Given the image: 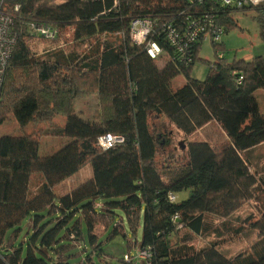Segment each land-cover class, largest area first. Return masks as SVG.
<instances>
[{
  "label": "trees",
  "instance_id": "16d2710c",
  "mask_svg": "<svg viewBox=\"0 0 264 264\" xmlns=\"http://www.w3.org/2000/svg\"><path fill=\"white\" fill-rule=\"evenodd\" d=\"M189 1L17 0L19 9L11 11L17 42L1 87L0 126L12 119L21 134L0 137V264H92V255L101 260L97 209L120 210L129 221L143 210L138 251L149 253L140 260L144 264H264V214L254 221L246 218L257 234L249 253L228 256L218 240L222 229L229 232L225 220L261 188L248 156L264 144V111L254 97L264 90V57L228 62L222 45L212 43L219 60L213 68L205 61L203 80L192 78L202 42L184 55L161 31L166 23L185 25L207 6ZM248 10L257 13L264 39V5L218 8L217 22L227 33L237 28L232 13ZM137 18L155 22L150 40L162 49L158 59L130 42L129 26ZM31 22L55 29L54 40L71 28L73 40L85 50L67 53L59 46L33 52L28 41L44 39L30 30ZM179 75L185 84L173 90L171 81ZM239 76L243 81L237 85ZM91 94L96 110L85 118L75 104ZM57 117L65 118L62 126L55 124ZM211 122L225 134L220 148L192 141L178 153L175 132L191 136ZM38 124L50 128L25 132ZM106 134L122 136L123 143L102 150L97 140ZM40 137L66 138L67 143L39 156ZM87 165L91 174L84 181L67 193L56 192ZM181 192L188 197L177 202ZM83 230L92 251L77 263V251L85 249ZM210 236L214 240L201 247L194 244ZM121 261L133 260L126 254Z\"/></svg>",
  "mask_w": 264,
  "mask_h": 264
},
{
  "label": "rangeland",
  "instance_id": "374dc122",
  "mask_svg": "<svg viewBox=\"0 0 264 264\" xmlns=\"http://www.w3.org/2000/svg\"><path fill=\"white\" fill-rule=\"evenodd\" d=\"M59 2L60 0H55ZM257 13L254 10H248L245 12L236 11L232 13V18L237 24V28H234L227 33H224L218 41V44L222 45L220 51L224 59L230 62L233 58L249 61L254 57H264V39L260 36V27L256 21ZM73 32L71 28H66L58 39L50 42L39 38H32L28 41L29 48L37 53L41 54L45 50L51 47H64L65 52L69 53L74 51L81 53L85 50V46L73 40ZM214 45L209 41H203L201 43L198 60L192 67L191 77L196 80H203L208 67L205 61L210 63V68L215 60H219L216 57ZM159 66V65H158ZM185 84V79L182 75L175 77L171 81V87L176 90ZM259 109L264 111V90H257L254 93ZM97 100L94 94L77 100L75 108L85 118H91L96 110ZM57 126H62L65 123V118L57 117L54 120ZM50 128L47 124L29 125L26 128V133L38 134L39 130H45ZM21 131L18 129L16 123L11 119L5 124L0 126V137L6 135H20ZM210 143L215 146L216 149L220 148L225 143V134L221 131L220 127L211 122L204 126L202 129L196 131L191 136L184 137L181 133L175 132L173 136L174 147L177 148L178 153L182 154L187 148L189 142L202 141ZM66 138H54V137H40L39 138V156H48L66 145ZM182 146L183 149L180 147ZM250 159V172L256 174L259 181L260 189H264V144L259 145L249 154ZM91 174L89 165L83 167L75 176L65 180L56 188L58 194H64L70 191L73 187H76ZM37 180V176L34 177ZM258 190L255 197L251 200L244 202L241 207L233 213L231 220L226 219V228L229 232H225L222 229L223 236L218 239L220 247L223 252L228 256H234L238 253H249L253 244L257 240V234L251 231L248 226L247 217L251 216L253 221L257 220L262 214H264V191ZM176 201H184L188 197V192H181L176 194ZM97 205L102 206L103 201H95ZM97 214L94 219L96 222L95 233L97 236V245H100L101 252L104 257L99 260L96 255H92V264H128L121 261L126 254L131 256V264H144L140 258H137L138 247L141 242L142 236V221L143 210L138 212L137 218H133L130 221L120 210H111L110 212L97 209ZM240 219L236 221V218ZM220 225V222H219ZM241 230L238 235H234L236 230ZM115 230L121 231L115 237L110 238ZM83 239L85 249L77 251V263L80 260H84L87 255L91 253V247L87 243L85 230ZM183 234V233H182ZM181 234V235H182ZM214 240L213 236L209 239L196 238L194 244L197 247L206 244L208 241Z\"/></svg>",
  "mask_w": 264,
  "mask_h": 264
},
{
  "label": "built area",
  "instance_id": "2783aa9c",
  "mask_svg": "<svg viewBox=\"0 0 264 264\" xmlns=\"http://www.w3.org/2000/svg\"><path fill=\"white\" fill-rule=\"evenodd\" d=\"M17 0H0V92L4 80L5 69L13 54L17 34L12 30L14 22L13 12L19 9ZM115 3L116 0H113ZM191 4L198 2L202 4L205 2L207 6L203 12L195 16L191 21H187L185 25L174 27L171 24L161 25V31L165 35L166 40L170 46L185 55L189 51L193 43L199 41H209L210 43H217L224 33V28L217 22L216 9H231L243 10L244 8H254L259 5H264V0H190ZM197 3V4H198ZM207 10V11H205ZM30 30L34 31L37 36L46 41H52L56 38V30L47 24L29 23ZM155 32V22L149 18H137L131 21L129 26V40L136 46H143L147 56L151 59H158L162 54V49L159 45L150 40L151 35ZM221 58V54L218 55ZM213 68V65H211ZM236 71L231 73L235 76ZM243 81L242 76L235 79L237 85ZM123 137L119 135L106 134L97 140V146L102 150H107L115 145L123 143ZM175 196L170 195L169 199L173 201ZM176 216L172 221L176 220ZM137 258L141 260L148 259L149 253L146 250L138 251ZM138 258V259H139ZM125 260L129 262L130 258L127 256Z\"/></svg>",
  "mask_w": 264,
  "mask_h": 264
},
{
  "label": "bare ground",
  "instance_id": "6f19581e",
  "mask_svg": "<svg viewBox=\"0 0 264 264\" xmlns=\"http://www.w3.org/2000/svg\"><path fill=\"white\" fill-rule=\"evenodd\" d=\"M17 2V1H16ZM16 4V3H15ZM19 6V5H18Z\"/></svg>",
  "mask_w": 264,
  "mask_h": 264
},
{
  "label": "crops",
  "instance_id": "0c3cea01",
  "mask_svg": "<svg viewBox=\"0 0 264 264\" xmlns=\"http://www.w3.org/2000/svg\"><path fill=\"white\" fill-rule=\"evenodd\" d=\"M225 140H226V138H225ZM205 141V140H204Z\"/></svg>",
  "mask_w": 264,
  "mask_h": 264
}]
</instances>
